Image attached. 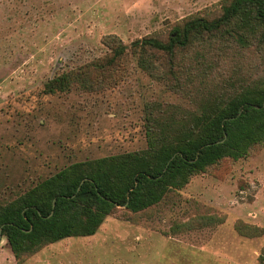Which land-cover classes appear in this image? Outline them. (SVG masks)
Listing matches in <instances>:
<instances>
[{"label": "rangeland", "instance_id": "rangeland-1", "mask_svg": "<svg viewBox=\"0 0 264 264\" xmlns=\"http://www.w3.org/2000/svg\"><path fill=\"white\" fill-rule=\"evenodd\" d=\"M225 1L0 0V202L72 162L146 148L149 104L194 103L170 77L143 71L131 51L104 89L76 81L51 94V80L93 68L120 42L165 40L192 16L214 18ZM256 48L199 44L178 62L183 88L203 97L264 79V50ZM0 264H264V146L222 160L144 212L122 207L96 234L49 244L22 263L3 236Z\"/></svg>", "mask_w": 264, "mask_h": 264}, {"label": "trees", "instance_id": "trees-1", "mask_svg": "<svg viewBox=\"0 0 264 264\" xmlns=\"http://www.w3.org/2000/svg\"><path fill=\"white\" fill-rule=\"evenodd\" d=\"M218 39L264 50V0H226L214 18L192 16L165 40L148 36L130 45L120 42L111 58L49 82L51 94L71 91L76 81L85 91L104 89L131 51L143 71L170 77L173 88L194 97V103L149 104L146 148L72 162L17 198L0 202V236L19 263L62 239L96 234L122 207L144 212L222 160H238L264 146V79L203 97L183 88L182 54ZM161 58L169 65L166 71L158 64Z\"/></svg>", "mask_w": 264, "mask_h": 264}, {"label": "water", "instance_id": "water-1", "mask_svg": "<svg viewBox=\"0 0 264 264\" xmlns=\"http://www.w3.org/2000/svg\"><path fill=\"white\" fill-rule=\"evenodd\" d=\"M2 238H3V236L1 235V236H0V241H1Z\"/></svg>", "mask_w": 264, "mask_h": 264}]
</instances>
